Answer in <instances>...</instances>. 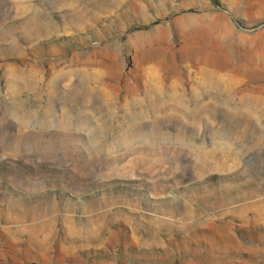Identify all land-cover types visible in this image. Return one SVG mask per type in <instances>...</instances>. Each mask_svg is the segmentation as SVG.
<instances>
[{"label": "rangeland", "instance_id": "374dc122", "mask_svg": "<svg viewBox=\"0 0 264 264\" xmlns=\"http://www.w3.org/2000/svg\"><path fill=\"white\" fill-rule=\"evenodd\" d=\"M0 264H264V0H0Z\"/></svg>", "mask_w": 264, "mask_h": 264}, {"label": "bare ground", "instance_id": "6f19581e", "mask_svg": "<svg viewBox=\"0 0 264 264\" xmlns=\"http://www.w3.org/2000/svg\"><path fill=\"white\" fill-rule=\"evenodd\" d=\"M198 47V46H197ZM196 49H198V48H196ZM199 50H201L200 49V47H199ZM197 52V51H196ZM195 52V50L193 49V48H191V46H190V48L189 49H187V52H186V55H188V56H192L193 57V59H196V58H194V55L196 54L197 55V53ZM199 52H202V51H199ZM203 54V53H202ZM201 54V55H202ZM199 55V54H198ZM200 55V56H201ZM153 57V56H152ZM197 58H199V57H197ZM200 58H203V57H200ZM207 59V58H206ZM201 62L203 61V60H200ZM205 61V60H204ZM216 64V63H215Z\"/></svg>", "mask_w": 264, "mask_h": 264}, {"label": "trees", "instance_id": "16d2710c", "mask_svg": "<svg viewBox=\"0 0 264 264\" xmlns=\"http://www.w3.org/2000/svg\"><path fill=\"white\" fill-rule=\"evenodd\" d=\"M213 2H215V3H218V0H212Z\"/></svg>", "mask_w": 264, "mask_h": 264}]
</instances>
